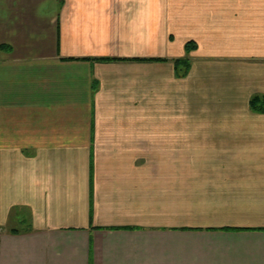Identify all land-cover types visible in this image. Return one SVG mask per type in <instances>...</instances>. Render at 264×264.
I'll use <instances>...</instances> for the list:
<instances>
[{"label": "crops", "instance_id": "1", "mask_svg": "<svg viewBox=\"0 0 264 264\" xmlns=\"http://www.w3.org/2000/svg\"><path fill=\"white\" fill-rule=\"evenodd\" d=\"M264 0H0V264H264Z\"/></svg>", "mask_w": 264, "mask_h": 264}, {"label": "trees", "instance_id": "2", "mask_svg": "<svg viewBox=\"0 0 264 264\" xmlns=\"http://www.w3.org/2000/svg\"><path fill=\"white\" fill-rule=\"evenodd\" d=\"M252 105L254 108H262L264 105L260 103V99L259 98H254L252 100Z\"/></svg>", "mask_w": 264, "mask_h": 264}]
</instances>
